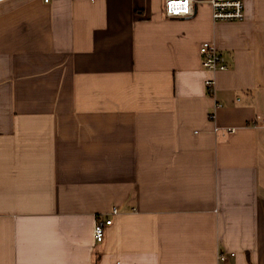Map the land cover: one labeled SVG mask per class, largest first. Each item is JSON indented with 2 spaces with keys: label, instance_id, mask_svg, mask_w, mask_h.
I'll list each match as a JSON object with an SVG mask.
<instances>
[{
  "label": "crops",
  "instance_id": "obj_1",
  "mask_svg": "<svg viewBox=\"0 0 264 264\" xmlns=\"http://www.w3.org/2000/svg\"><path fill=\"white\" fill-rule=\"evenodd\" d=\"M243 1L225 23L0 2V264H264V0Z\"/></svg>",
  "mask_w": 264,
  "mask_h": 264
},
{
  "label": "built area",
  "instance_id": "obj_2",
  "mask_svg": "<svg viewBox=\"0 0 264 264\" xmlns=\"http://www.w3.org/2000/svg\"><path fill=\"white\" fill-rule=\"evenodd\" d=\"M10 0H0L6 2ZM54 0H42L44 4H50ZM206 4L211 8V18L216 23L225 22H240L245 20V4L243 0H163L164 15L169 19H190L194 17L198 5ZM201 55V66L210 74V77L205 81L207 95L215 96L216 81L214 75L220 71L227 70L225 58L215 46L214 43H204L199 47ZM214 118V114L210 119ZM260 123V124H259ZM255 125L257 128H264V119ZM219 129L216 128V131ZM234 132L233 129L227 130V133ZM119 211L113 209L111 216L117 215ZM97 225L94 230V236L97 243L104 240V229L112 225L113 219H104L97 217ZM221 263L228 261L225 255H220Z\"/></svg>",
  "mask_w": 264,
  "mask_h": 264
}]
</instances>
